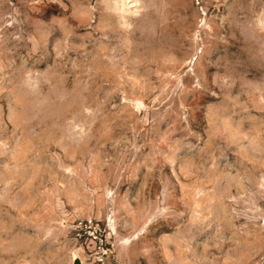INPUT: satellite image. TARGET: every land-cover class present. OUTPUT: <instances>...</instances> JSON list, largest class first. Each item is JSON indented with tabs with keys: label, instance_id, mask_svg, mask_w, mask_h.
<instances>
[{
	"label": "rangeland",
	"instance_id": "rangeland-1",
	"mask_svg": "<svg viewBox=\"0 0 264 264\" xmlns=\"http://www.w3.org/2000/svg\"><path fill=\"white\" fill-rule=\"evenodd\" d=\"M264 264V0H0V264Z\"/></svg>",
	"mask_w": 264,
	"mask_h": 264
},
{
	"label": "water",
	"instance_id": "water-1",
	"mask_svg": "<svg viewBox=\"0 0 264 264\" xmlns=\"http://www.w3.org/2000/svg\"><path fill=\"white\" fill-rule=\"evenodd\" d=\"M72 261H73V264H83L82 260L78 256H75L74 260Z\"/></svg>",
	"mask_w": 264,
	"mask_h": 264
},
{
	"label": "bare ground",
	"instance_id": "bare-ground-1",
	"mask_svg": "<svg viewBox=\"0 0 264 264\" xmlns=\"http://www.w3.org/2000/svg\"><path fill=\"white\" fill-rule=\"evenodd\" d=\"M76 256V255H75Z\"/></svg>",
	"mask_w": 264,
	"mask_h": 264
}]
</instances>
